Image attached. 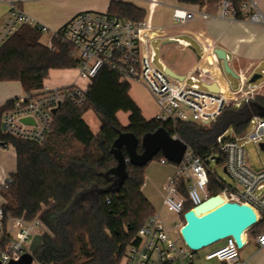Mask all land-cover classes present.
Returning <instances> with one entry per match:
<instances>
[{"label":"built area","instance_id":"1","mask_svg":"<svg viewBox=\"0 0 264 264\" xmlns=\"http://www.w3.org/2000/svg\"><path fill=\"white\" fill-rule=\"evenodd\" d=\"M221 8V18L237 20V12L229 1H221ZM241 11L252 23L264 25V15L257 0H246ZM172 15L175 26H193L192 31L198 29L194 32L198 34L194 36L202 47V56L190 64L186 75L181 77L170 75L164 66L162 69L156 67V52L152 42L161 38V34L146 19L127 20L111 16L108 12H81L60 29L51 31L27 16L18 4H12L0 26V50L21 26L35 27L49 35L47 45L52 51L57 49L54 41L74 49L79 78L89 86L104 69L116 74L122 82L144 84L159 110L155 118L169 125L175 132L171 135L174 139H180L176 134L180 123L210 126L227 106L233 104L239 107L243 101L264 95V92L249 89L248 81L253 73L237 74L241 86L237 91L231 90L224 67L220 64L222 60L217 54L218 39L204 38L200 36L203 33H199L203 30L202 23L210 17L208 13L176 8ZM213 84L219 89L217 93L205 88ZM89 86L44 87L15 100L13 108L3 115L2 133L43 146L62 105L70 103L77 107L84 106ZM239 93V97H232ZM54 110L57 112L54 113ZM23 119H32L34 123L24 124ZM250 127L251 131L248 130L243 136H237L233 130L232 135L228 136V130L217 139V145L225 158L224 168L238 184L237 188L226 185L218 195L225 202L247 204L255 209L257 222L253 227L263 224L256 241L260 248H264V169L255 171L246 164L244 146L253 143L260 148L263 146L264 151V118L253 116ZM0 147L14 149L12 145ZM216 157L209 155L202 158L188 145L181 163L173 164L176 171L165 184L163 194V206L182 216V222L169 228L160 213H155L138 231L120 264H199L201 251H207L205 262L217 260L222 264H238L240 252L247 241L244 235L243 248H239L234 238L229 237L214 249H211L212 245L200 251L190 249L181 237L185 213L212 197L208 186L210 178L216 177V174L210 165L212 162L218 163ZM160 163L167 165L170 162L163 158ZM10 182V176L6 175L0 190ZM186 203H191L193 207L186 210ZM2 204L0 196V263L19 262L24 255L30 254L34 257L33 264H43L33 254L32 245L36 237L52 235L49 228L39 216L31 221L25 217L7 216ZM247 233L249 230L246 236Z\"/></svg>","mask_w":264,"mask_h":264},{"label":"trees","instance_id":"2","mask_svg":"<svg viewBox=\"0 0 264 264\" xmlns=\"http://www.w3.org/2000/svg\"><path fill=\"white\" fill-rule=\"evenodd\" d=\"M229 1L237 20L245 19L241 7L246 0H178L187 6L203 7ZM108 14L122 19L142 21L145 11L131 3L112 0ZM43 33L23 25L0 50V82L18 81L27 94L40 91L49 72L78 67L75 51L54 41L52 51L42 41ZM131 85L106 69L90 84L84 106L64 103L55 115L43 146L18 140L2 133V118L13 108L14 101L0 107V146L12 145L16 151L17 169L11 182L0 190L4 213L15 218H37L52 235L42 238L35 257L43 264H120L138 231L155 214L143 193L146 167L128 164L123 180L117 174L115 142L121 134H134L142 153L144 135L169 125L156 118L146 120L130 96ZM92 111L101 124L95 133L84 116ZM264 112V95L231 104L210 126L180 123L176 134L200 157L216 156L224 165L217 139L228 130L245 135L253 116ZM129 115L124 126L118 114ZM126 159L128 155L122 149ZM156 158H164L159 154ZM226 183L210 178V196L221 194ZM193 207L186 203L185 209ZM263 224L249 232L260 234Z\"/></svg>","mask_w":264,"mask_h":264},{"label":"crops","instance_id":"3","mask_svg":"<svg viewBox=\"0 0 264 264\" xmlns=\"http://www.w3.org/2000/svg\"><path fill=\"white\" fill-rule=\"evenodd\" d=\"M116 1L131 3L145 11V19L149 25L155 31L161 34V38L155 39L163 41V53L161 55L160 63L162 67L164 66L166 70H171V72L177 76L181 77L186 75L189 65L200 58H198V55L202 56V47L200 42L197 40V37L194 36V34H198L194 33L198 31V29H194L192 31L193 26L182 28L175 26L172 14L173 10L176 8L195 11L201 10L210 15L209 19L204 21L201 25L203 30L199 33L203 34L200 36H205L204 38L218 39V49L226 52L229 65L236 74L247 75L253 73L254 75L258 65L264 61V25L260 23H252L246 18L243 20H233L232 18L227 20L221 18V2L210 3L206 6L199 7L183 5L180 4L178 0ZM257 1L259 2V5H263V7L260 9L264 15V0ZM111 2L112 0H0V26L7 17L10 5L12 4H18L25 14L36 21L39 25L45 26L51 31H56L81 12L90 11L107 13ZM183 37H188L194 41L200 47L201 53L197 51L190 41L185 40ZM184 54L189 55L190 59L184 63H180L178 55ZM220 64L223 68L222 61ZM235 66H237V68ZM226 79L228 81L227 77ZM132 84L133 83L130 84V96L140 107L142 114L145 117L140 102H138L137 99L131 94ZM134 84L144 89L149 94L151 100L155 103L149 90L144 84ZM70 85H78L81 87L89 86L88 83L79 78L78 68L51 70L49 72L48 78L44 82V87L48 88H62ZM245 89L248 90L246 87ZM253 89L262 93L264 92V86L253 87ZM26 95L27 93L23 89L20 82H0V107L4 106L8 101L17 100L19 98L25 97ZM157 114H155L153 118H155ZM121 115L128 114H118V117L122 122ZM93 116L94 129H96V131H93L98 133L101 128V124L94 114ZM153 118L145 117L146 120H151ZM123 125L127 126L128 124ZM16 169L17 156L15 149H10V147H0V187L4 177L6 175L10 176L11 174H14ZM175 171L176 169L174 166V170H170L165 175V178L167 177L165 184L171 177L174 176ZM146 177L148 178V181H150L152 178L151 175L147 174L145 170V180ZM165 184L163 186V194ZM145 185L146 186L143 187V193L149 200L150 196L147 192L149 185L148 183H145ZM245 237L247 241L243 249L250 247V251L244 257L241 256L240 252L238 264H264V248H260L258 246L256 236L249 232L247 233V236L245 234ZM254 244L256 245L253 246Z\"/></svg>","mask_w":264,"mask_h":264},{"label":"water","instance_id":"4","mask_svg":"<svg viewBox=\"0 0 264 264\" xmlns=\"http://www.w3.org/2000/svg\"><path fill=\"white\" fill-rule=\"evenodd\" d=\"M217 54L223 62L225 73L239 79V76L229 65L226 52L218 49ZM199 57L201 56L198 55ZM166 72L176 76L169 69ZM261 77V75L254 74L248 84L256 83ZM205 88L216 93L219 91L214 84L205 86ZM53 112L56 113L57 110ZM260 116L264 118V112ZM22 122L24 124L34 123L32 119H23ZM138 146L139 140L134 134H121L115 142L114 147L119 162L117 174L121 180L126 176L128 164L146 167L155 157L162 154L171 164L178 165L183 160L188 148L184 141L174 139L165 128H159L156 132L143 136L141 140L142 153H138ZM123 148L126 150L128 159L123 154ZM224 171L227 173L225 168ZM184 218L185 225L181 229V237L190 249L200 251L229 237H233L237 246L243 248L242 236L256 224L257 213L250 205L225 202L221 196L216 195L186 212ZM41 245L42 238L36 237L32 245L33 254L37 253ZM33 260V255L26 254L19 262H10L9 264H33Z\"/></svg>","mask_w":264,"mask_h":264},{"label":"rangeland","instance_id":"5","mask_svg":"<svg viewBox=\"0 0 264 264\" xmlns=\"http://www.w3.org/2000/svg\"><path fill=\"white\" fill-rule=\"evenodd\" d=\"M263 7V5H260V8ZM185 40L190 41L194 47L197 49L199 53H201L200 47L192 41L188 37H183ZM49 35L43 34L42 41L45 44L49 43ZM162 40H154L152 42L153 49L156 52V59H155V65L159 69H162V65L160 63L161 55L163 53L162 51ZM167 56V54H166ZM180 63L186 62L188 59H190V56L187 54L184 55H178ZM237 68V66H235ZM264 61L261 62L258 67L256 68V71L254 74L261 75L262 77L257 80L254 84H248L249 88L253 87H261L264 86ZM226 77L228 78V81L231 86L232 91H237L240 88V81L239 79L233 77L231 74H226ZM204 87L202 86V89ZM132 96H134L138 102H140L142 106L143 113L145 117L147 118H153L155 114L158 112V108L156 107L155 103L151 100L149 94L142 88L138 87L136 84H132ZM93 112L90 111L88 114H86L85 119L86 121L92 126L94 129V123H93ZM95 115V114H94ZM121 120L123 124H128V115H121ZM251 131V127H249V132ZM232 135V130L230 129L228 131V136ZM245 146V152H246V164L255 171H261L264 169V151L255 144H248ZM10 149H13L10 147ZM210 169L216 174V177H218L220 180L224 181L228 186H232L233 188H237L238 184L224 171V165L218 164L217 162H212L210 165ZM174 170V165L169 163L167 165H162L160 163V159L156 158L154 159L149 165L146 167L147 174L151 175V180L148 181V178L146 177L145 183H148L147 192L150 196L149 201L152 204L154 211L156 214L161 215L162 220L169 228H174V225L177 223L182 222L183 217L174 213L168 211L163 206V186L165 184V181L167 180L165 178V175L170 171ZM146 186V185H144ZM223 242H219L213 245L211 249H214L220 245H222ZM254 244L253 246H255ZM210 249V250H211ZM250 251V247L247 249L241 250V256L244 257L248 252ZM207 251H201L200 253V264H220L217 260L205 262L204 261V255Z\"/></svg>","mask_w":264,"mask_h":264},{"label":"bare ground","instance_id":"6","mask_svg":"<svg viewBox=\"0 0 264 264\" xmlns=\"http://www.w3.org/2000/svg\"><path fill=\"white\" fill-rule=\"evenodd\" d=\"M240 94H241V93H239V94H234L232 97L235 99V98L239 97ZM245 234H246V233H245ZM245 234H244V238H246V237H245Z\"/></svg>","mask_w":264,"mask_h":264}]
</instances>
